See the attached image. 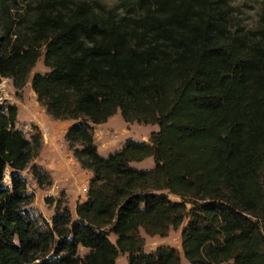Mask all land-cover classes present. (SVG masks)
Returning <instances> with one entry per match:
<instances>
[{
  "label": "trees",
  "instance_id": "16d2710c",
  "mask_svg": "<svg viewBox=\"0 0 264 264\" xmlns=\"http://www.w3.org/2000/svg\"><path fill=\"white\" fill-rule=\"evenodd\" d=\"M21 1L16 21V0H0V78L21 88L44 50L49 70L31 88L52 118L74 121L64 137L91 176L75 219L57 204L39 227L19 171L41 139L0 103V264H113L121 253L180 264L177 248L145 252L139 230L163 237L187 215L189 264H264V26H240L227 0ZM118 109L158 130L102 155L91 124ZM146 157L151 168L130 164ZM6 167L17 171L10 187ZM33 176L51 183L35 166Z\"/></svg>",
  "mask_w": 264,
  "mask_h": 264
},
{
  "label": "rangeland",
  "instance_id": "374dc122",
  "mask_svg": "<svg viewBox=\"0 0 264 264\" xmlns=\"http://www.w3.org/2000/svg\"><path fill=\"white\" fill-rule=\"evenodd\" d=\"M94 1V0H88ZM109 6L122 8V0H99ZM231 6L234 21L243 28L255 29L264 26V0H227ZM19 8L13 9L12 14L18 21V14L23 13L25 4L16 0ZM31 18V16H30ZM18 26V25H17ZM22 29V28H21ZM42 55L31 68L25 84L21 88L13 85L12 79L0 78V103L2 105L14 104L17 106V118L15 127L20 129L26 138L32 134L40 136L41 146L38 154L33 157L26 168L19 171L25 180L26 189L33 194L31 203L27 206L31 214L38 219L37 225L45 228L52 226V217L56 205L60 204L69 209L71 219L76 218L75 206L79 201L85 200L83 185L88 186L91 176L89 170L82 168L73 156L65 139V133L73 120H59L52 118L45 110L43 104L38 101L36 94L31 88L30 79L35 72H47L49 69L43 63ZM158 130L156 124H143L136 121L126 122L118 109L105 122L91 124V133L97 150L102 155L118 150L127 139L148 140L152 131ZM50 131V133H49ZM137 168H151L152 157H146L141 161L130 163ZM33 166L46 171L51 177V183L38 186L33 176ZM17 173L6 167L3 173L2 183L10 187L12 176ZM174 198L175 197H171ZM189 207V206H188ZM189 214V212H188ZM188 216V215H187ZM185 217L178 228H170L166 236L146 234L140 229V235L144 238L143 250L154 251L158 246H170L180 251L181 263L189 264L181 251V232L186 226L188 217ZM116 236L109 235V239L115 242ZM88 248L78 246V255L83 257ZM127 254L121 253L113 264H128Z\"/></svg>",
  "mask_w": 264,
  "mask_h": 264
},
{
  "label": "built area",
  "instance_id": "2783aa9c",
  "mask_svg": "<svg viewBox=\"0 0 264 264\" xmlns=\"http://www.w3.org/2000/svg\"><path fill=\"white\" fill-rule=\"evenodd\" d=\"M82 191H83V193H86L87 192V186L86 185H83Z\"/></svg>",
  "mask_w": 264,
  "mask_h": 264
},
{
  "label": "crops",
  "instance_id": "0c3cea01",
  "mask_svg": "<svg viewBox=\"0 0 264 264\" xmlns=\"http://www.w3.org/2000/svg\"><path fill=\"white\" fill-rule=\"evenodd\" d=\"M49 133H50V131H49ZM78 163V162H77Z\"/></svg>",
  "mask_w": 264,
  "mask_h": 264
}]
</instances>
